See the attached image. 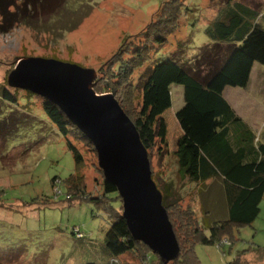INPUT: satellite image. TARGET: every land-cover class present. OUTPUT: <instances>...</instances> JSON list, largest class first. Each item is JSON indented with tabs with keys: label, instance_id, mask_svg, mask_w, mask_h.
Listing matches in <instances>:
<instances>
[{
	"label": "rangeland",
	"instance_id": "rangeland-1",
	"mask_svg": "<svg viewBox=\"0 0 264 264\" xmlns=\"http://www.w3.org/2000/svg\"><path fill=\"white\" fill-rule=\"evenodd\" d=\"M165 1L39 0L26 20L19 19L3 28L0 17V91L10 88L6 79L20 58L54 59L94 70L96 94H111L128 118L133 119L140 106L137 83L149 64L136 69L124 82L117 83L111 73L117 67L119 50L156 23ZM233 1L259 9L263 0ZM184 3L187 11L175 23L179 30L167 37V43L151 61L162 60L171 53L175 56L179 42L186 43L185 58L191 59L207 42L205 28L223 8L225 0ZM16 4L21 9L18 0ZM128 57L125 55V59ZM25 96L24 91L16 94L17 105L0 100V123L6 118L9 121L11 116L16 123L0 132V264H102V258L109 261L102 247L111 224L110 216L83 199L68 200L73 193L69 184H65L73 173L87 196L102 194L103 176L95 151L85 142L68 136L82 156V164L74 167L66 139L46 117L41 101L36 96ZM228 96L252 126L256 140L264 144V114H253L250 118L246 102L237 100L235 92ZM182 108H185L182 87L173 85L171 107L162 115L167 124V152L160 154L156 145L149 152L150 169L155 182L165 180L174 184L183 197L181 208L192 209L200 222L199 228L203 229L226 218V205L218 179L195 184L178 174L174 151L182 131L175 113ZM115 204L112 206L122 213L119 203ZM72 228H78L82 234L71 235ZM232 235L233 244L222 247L223 251L216 245H196L194 252L200 264H226L237 252L252 245L264 246V198L256 220L250 226L235 227ZM230 237L221 244L231 242ZM251 257L248 264H264V255L252 252ZM117 261L141 264L131 255Z\"/></svg>",
	"mask_w": 264,
	"mask_h": 264
},
{
	"label": "trees",
	"instance_id": "trees-1",
	"mask_svg": "<svg viewBox=\"0 0 264 264\" xmlns=\"http://www.w3.org/2000/svg\"><path fill=\"white\" fill-rule=\"evenodd\" d=\"M18 1L22 11L16 4L17 0H0L3 28L19 19L26 20L27 15L35 11L39 0ZM184 2H163L156 23L147 26L124 49L119 50L118 54H121L111 76L118 80L117 83L124 82L136 69L149 64L137 83L141 94L138 113L133 119L129 118L148 156L156 145L160 154L167 152V124L162 115L171 107V87H182L185 108L175 114L182 131L174 151L178 174L195 184L218 179L224 194L226 218L200 229L194 211L181 208L183 197L174 184L165 180L157 183L152 176L161 192L162 205L180 248L177 260L164 263L154 255L155 258H151L150 250L132 238L121 213L112 206L118 202L122 211L121 200L113 186L103 180L102 194L89 197L84 193L80 180L74 178L72 173L65 180L73 193L67 199H83L108 213L111 218L102 247L109 261L105 262L102 258V264H118L117 259L125 255H131L141 264H200L194 252L196 245H216L223 251L222 247L229 248L233 244V229L250 226L260 213V203L264 197V144L256 140L253 130L235 113L224 93L229 88L245 89L253 66L259 64L264 67V0L259 9L256 7L258 10L245 2L225 0L223 8L205 28L208 43L199 47L191 59L185 58L186 43L179 42L178 50L174 53L176 57L171 53L167 58L151 61L167 43V37L179 30L175 23L187 11ZM125 55L129 57L125 59ZM19 91L22 90L3 89L0 100L17 105L16 94ZM24 92L25 97L35 96ZM36 97L41 101L48 120L66 139L74 167H78L82 164V156L67 137L73 136L91 148L92 144L58 107ZM14 120L12 116L9 121L7 118L3 120L0 132L7 126H14ZM80 233L78 228L71 229L73 236ZM226 237H230L231 242L221 244ZM255 251L264 253V246L259 248L252 245L237 252L233 260L226 264H248L247 253Z\"/></svg>",
	"mask_w": 264,
	"mask_h": 264
},
{
	"label": "water",
	"instance_id": "water-1",
	"mask_svg": "<svg viewBox=\"0 0 264 264\" xmlns=\"http://www.w3.org/2000/svg\"><path fill=\"white\" fill-rule=\"evenodd\" d=\"M96 77L94 70L76 64L20 58L6 82L58 107L92 144L104 182L121 200V216L132 238L161 262L175 261L180 248L152 180L148 152L114 97L95 93Z\"/></svg>",
	"mask_w": 264,
	"mask_h": 264
},
{
	"label": "crops",
	"instance_id": "crops-1",
	"mask_svg": "<svg viewBox=\"0 0 264 264\" xmlns=\"http://www.w3.org/2000/svg\"><path fill=\"white\" fill-rule=\"evenodd\" d=\"M206 43H208V42H206ZM254 74H255V77H253ZM262 75H264V68L258 67V65L255 64L253 66L251 74H250V80H249L248 86L245 89H242V91H237L236 88H231L229 90L228 89L225 90L224 96L238 116H241V112H240V110H238V108L236 106H233L231 104V102L229 101L228 93L235 92L238 95L237 100L241 99V100L246 102L244 105L249 109L248 115L250 118L252 117L253 114H255V115L256 114H264L263 113L264 112V77L261 78ZM248 88L250 89L249 92H247ZM237 89H239V88H237ZM259 102L261 104H259ZM241 118H242V116H241ZM245 119L248 120V118H245ZM242 120H244V119L242 118ZM250 121L253 122V120H250ZM247 124L252 129V126L249 123H247ZM263 125H264V123H263ZM254 253H256V252H254ZM262 255H264V253H262ZM251 256H252V252L247 253V255H246L247 260H250L249 258Z\"/></svg>",
	"mask_w": 264,
	"mask_h": 264
},
{
	"label": "built area",
	"instance_id": "built-area-1",
	"mask_svg": "<svg viewBox=\"0 0 264 264\" xmlns=\"http://www.w3.org/2000/svg\"><path fill=\"white\" fill-rule=\"evenodd\" d=\"M221 245V244H220Z\"/></svg>",
	"mask_w": 264,
	"mask_h": 264
}]
</instances>
